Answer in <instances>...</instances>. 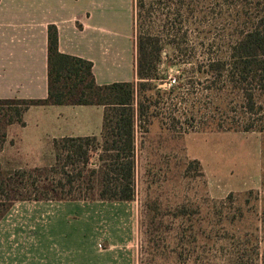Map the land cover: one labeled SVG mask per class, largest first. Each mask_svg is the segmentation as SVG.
Masks as SVG:
<instances>
[{
  "label": "rangeland",
  "instance_id": "obj_1",
  "mask_svg": "<svg viewBox=\"0 0 264 264\" xmlns=\"http://www.w3.org/2000/svg\"><path fill=\"white\" fill-rule=\"evenodd\" d=\"M91 1L97 12L105 11L101 21L107 29L128 37L133 48L134 0ZM142 3L141 24L156 26L161 53L155 79L135 81V103L146 110L135 123L134 198L127 205L134 264H261L263 82H257L259 74L242 84L229 58L235 44L264 20V0ZM166 22L175 28L178 52L163 46ZM212 62L227 64L212 73L207 68ZM56 109L33 107L24 114L25 127L9 131L0 152L3 170L53 165L50 138L61 121ZM88 113L75 110L69 116ZM106 206L119 211L116 202Z\"/></svg>",
  "mask_w": 264,
  "mask_h": 264
},
{
  "label": "crops",
  "instance_id": "obj_2",
  "mask_svg": "<svg viewBox=\"0 0 264 264\" xmlns=\"http://www.w3.org/2000/svg\"><path fill=\"white\" fill-rule=\"evenodd\" d=\"M104 17L91 0H0V99L47 97L49 26L56 27L61 54L92 63L96 84L135 82L134 32L132 48ZM112 72L117 76L107 81ZM51 107L61 121L50 146L65 137L100 138L102 107L44 106ZM84 109L90 116H69ZM13 127L22 128L9 127L7 139ZM116 203L119 211L103 201L14 204L0 220V264H134L131 202Z\"/></svg>",
  "mask_w": 264,
  "mask_h": 264
},
{
  "label": "trees",
  "instance_id": "obj_3",
  "mask_svg": "<svg viewBox=\"0 0 264 264\" xmlns=\"http://www.w3.org/2000/svg\"><path fill=\"white\" fill-rule=\"evenodd\" d=\"M161 2H159L160 4ZM170 3L166 1L165 6ZM153 3L150 4L152 6ZM142 0H134L133 32L136 79L150 81L160 60L156 26L144 29ZM141 9V11H140ZM140 22V23H139ZM164 22V20L162 21ZM163 45L178 52L179 43L170 22L164 26ZM145 31V32H144ZM230 68L241 83L260 74L264 90V20L233 47ZM227 63L212 62L209 72L221 71ZM178 68L180 63L172 64ZM92 63L61 54L55 26L47 30V97L45 99H0V152L11 126L25 127L24 114L32 107L99 106L103 108L100 138L65 137L52 141L54 163L48 167L3 170L0 165V220L19 202H132L134 198L135 123L146 110L136 101L135 82L98 85ZM256 81V80H255ZM93 154H96L94 159ZM261 222L264 225V213ZM221 264H248L241 260ZM261 264H264V256Z\"/></svg>",
  "mask_w": 264,
  "mask_h": 264
}]
</instances>
